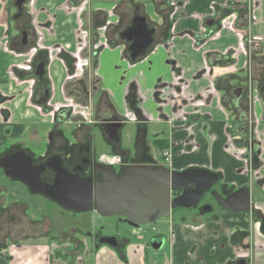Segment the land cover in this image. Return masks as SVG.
<instances>
[{
  "label": "crops",
  "instance_id": "crops-1",
  "mask_svg": "<svg viewBox=\"0 0 264 264\" xmlns=\"http://www.w3.org/2000/svg\"><path fill=\"white\" fill-rule=\"evenodd\" d=\"M168 2L176 4L172 34L157 37L155 46L132 62L126 43L109 35V28L106 30V43L94 33L99 42L92 43L94 50L88 47L85 51L87 39L80 34L76 46L74 38L78 23L74 9L67 8L65 0L60 5L54 0H37L38 20H48L49 27H53L51 31L50 28H42V39L46 40L42 43L51 48L55 56L50 68L57 62L64 72L52 81L54 100L65 103L71 99H67L66 91L69 86L74 88L72 77L67 73L73 62L71 56H79L82 61L83 51L88 59L90 54L94 55L91 58L95 63V85L100 88L102 84V97L108 104H90L88 99L85 100L86 94L79 93L76 95L79 109H98L99 115L105 108L111 112L109 104L112 108L114 106L123 116L120 132L125 125L135 127L132 146L145 149L152 144L154 154L159 148L160 165L170 170L204 168L218 174L216 185L224 187L227 194L248 188L250 210L235 212L219 205L206 212L177 208L167 215L166 221L153 220L152 230L143 229L144 233L136 236L137 241L129 236L128 245L118 251L106 244L96 248L85 241L82 244L71 240L54 243L63 238L45 239L28 235L27 206L18 199L16 185L9 183L6 186L2 182L0 209H6L0 214V234L2 232V238H5L0 246V264H89L90 258L92 264H236L237 259H245L246 264H264V232L261 229L264 221V103L257 90L250 96L247 92L249 82L252 81L251 87L256 84L251 79L264 72V63H258L264 60V53L261 54L264 49V0ZM211 3L216 5L217 16L235 11L242 21L247 19L246 25H239V30L246 37L255 39L251 41L249 38L246 42L248 52H241L229 69L212 66L210 62L221 56L225 64L227 61L223 57L226 58L231 50L235 49L237 55L240 53L235 33L223 29L216 39H196L203 19L211 15ZM115 4L118 5L116 13L120 3H111L109 7ZM90 8L94 18L96 10H105L98 5ZM99 13L101 19L96 18L102 20L104 14ZM68 17H71L70 22ZM113 20L115 22V16ZM72 21L75 26L68 30L66 23ZM103 24H97L95 31ZM4 38L0 29V80H7V83L0 82V95L10 96L0 103V153L9 145L40 143L42 131L51 122L50 116L42 114L30 101L27 84L10 76L8 68L23 62V59L2 50ZM165 42L168 47H165ZM55 46L70 63L60 60ZM116 64L120 70L113 67ZM236 86H241L244 94L247 92V105H250L247 111L242 110L240 103L231 95ZM225 101L236 112V117L229 115ZM3 111L8 114H3ZM162 128L168 130L166 138L160 137L164 134ZM148 129L153 139H147ZM122 134L126 143L130 133ZM32 139L35 141H29ZM136 229H131L132 234H137ZM157 250H161L162 260L156 262L149 252Z\"/></svg>",
  "mask_w": 264,
  "mask_h": 264
},
{
  "label": "flooded vegetation",
  "instance_id": "flooded-vegetation-1",
  "mask_svg": "<svg viewBox=\"0 0 264 264\" xmlns=\"http://www.w3.org/2000/svg\"><path fill=\"white\" fill-rule=\"evenodd\" d=\"M75 1L77 0H70V2L69 0H67L65 1V4L67 8L71 10L74 9L75 17L78 23V35H81L80 29H86L88 32V29L92 26V10L90 8L91 5H88V0H82L79 4H75ZM36 2L37 0H0V29H2L3 36L5 37V41L2 44L1 48L5 53H9L15 57L19 56L23 59V62L19 64H12L8 68V72L15 81L25 82L27 84L30 101H32L36 105V107L42 114L49 115L51 122L48 123L45 130L42 131V141L40 143L34 142L30 143L27 146L9 145L6 147L7 149L5 151L0 153V161L1 158L7 155H12L22 151L25 155L31 157L32 163L35 166L41 168L38 176L41 181L48 184L52 183L56 177V172L54 171L53 167L57 165V163L60 164L69 173L76 175L79 178H91L93 180L102 179V170H105V168H109L112 173L117 176L126 166L138 164H144L148 166L160 165L161 160H157L154 153H147L148 151H146L143 146L131 145L132 148L130 149L127 145L124 144V135L120 132L123 125V116L117 112L114 106L112 108V105L110 104L108 105V107L109 110L111 109V112H108V109L105 108L100 111L99 115H97L98 109H91L90 124H92L93 128L95 129L87 127L84 128V130L86 131L82 133L78 132L81 129V123L77 120L78 118H80V112L77 111L79 109L77 107V104L79 103L76 100V95H79V93H85L86 95L84 94V97L86 100L91 93V89L95 88V85L93 84L87 90L86 87L88 88V86L86 84V80H91V78H83V76L88 74L89 70L91 69L88 63H83V59L82 61H80L79 56H71L73 62L72 65L68 66L67 69L68 76L72 77L71 82L74 83V88L68 89L67 91V94L71 99H69L65 103H63V101L60 102L59 100H54L55 94L54 90L52 89V79L49 72L50 64L52 63L53 57L55 56L52 55L51 48L46 47L42 44V28H50L47 27L49 26V21L47 20L43 24L42 22L38 24L39 20L36 13ZM120 3H122L121 5L123 6V8L120 12L116 11L115 15L113 13V10L116 9V7L118 6L117 4L103 11H101L100 9L96 10V13L101 12L104 14L101 22L107 23L106 30L108 31L109 28V35L112 34L118 39L124 41L127 45V48L131 44L132 40H126L122 37V34L125 35L129 27L133 26V24L136 22L134 21L135 18L144 17L145 21L147 22V29L153 30V42L147 47V51L155 46V40L157 39V37H159L160 35L169 36L170 33L172 34L174 25L173 15L176 9L175 3L167 2V0H153V16L146 14L144 7L135 0H121ZM11 8L13 10H11ZM209 10L211 12V15H208L203 19L201 30L196 36V39L198 41L206 39H216L218 38L220 31L223 29L231 31L232 29L230 28H233V33L235 32L237 35L238 33L243 34L239 30V25H241L242 27L246 25L247 19H243L242 21L238 13L235 11H230L227 14L217 16L216 5L213 3L209 5ZM83 14L87 15V20L82 17ZM123 14L126 15V18H124ZM113 16L116 17L115 22L113 20ZM227 16H230V18L232 19L230 28H226V26L222 25V22L226 19ZM109 19L112 20L110 21ZM210 20L211 23L206 24V21L209 22ZM113 23H115V25H112ZM109 25L112 26L110 27ZM248 38L249 37H246L245 34L241 40L245 48V53V45ZM164 45L165 47H168V43L165 42ZM55 49H57L59 51L58 53L60 54L56 55L60 57V60L62 62H64L63 52H61L59 50L60 48H57V46H55ZM127 52L129 53V56L130 52L128 50ZM219 57L221 56L215 58L216 61L214 60V62H210V65H219L222 68L229 69L233 66V63L237 61V57L234 55L233 50L230 51L226 58L223 57V59L227 61L225 64H223L224 60L222 61V57ZM171 64H174V62H171ZM94 65L93 67L91 65L92 70L94 68ZM77 76L80 78H77ZM0 82L7 83V80L3 79L0 80ZM251 82H249L250 85ZM237 88H241V92L238 96L234 93ZM63 94L65 96V91ZM231 95L235 97L234 99L237 100L241 106L244 105V108H247L248 99L246 97V94H244L243 88L241 86H236L235 88H233L231 91ZM8 99H10V96L6 98L4 96L1 97L0 95V103L7 101ZM105 103L108 104V101H105ZM241 109L244 110L243 108ZM3 114H8V112L3 111ZM113 117H117L118 121L121 123L120 127L116 128L114 135L112 131L113 125L111 124L112 122H114V120L112 119ZM73 118H75V120H73ZM29 141L35 140L32 139ZM101 149L103 150V154H107L108 156L113 155L117 158V161L114 164L103 161V159H101L100 157V154L102 152H99L101 151ZM0 173L5 178L10 179L11 181H18L11 179L4 173V168L1 163ZM1 178L2 177H0V180ZM18 182L22 183L20 181ZM24 186L29 191L28 187L26 185ZM190 186L192 188L194 187V185ZM213 191L225 197L226 195H224V193H226L227 190L224 189V187L219 188L215 184L210 187V189L204 190L202 192L195 207H191L188 209H196L201 212H206L204 210L205 207L209 206L211 208L213 204L218 206L215 197L212 195ZM171 193L174 197L177 195H181L183 191L182 189H180ZM5 195H7L6 192ZM4 209L6 208L2 207L0 209V214ZM1 219L2 218H0V220ZM119 220L121 222H124L123 217ZM5 224L7 226L8 223ZM51 229L52 224L47 217L41 218L40 220L36 221L28 220L26 222V233L28 235L31 234L33 236L45 239L51 238ZM130 229L132 228L130 227ZM2 235L3 234L1 232L0 246L5 241V238H2ZM82 236L83 239L81 238ZM103 236H116L118 243L116 249L118 251L125 248L129 242L128 235L120 234L117 231L104 232L102 230L96 231L92 228H87L81 231V229L75 227V229L71 228L67 231L59 232L55 237H61L63 239H61V241L56 240L54 241V243H65L67 242V240H84L86 242H89V244L94 247L96 242Z\"/></svg>",
  "mask_w": 264,
  "mask_h": 264
},
{
  "label": "water",
  "instance_id": "water-1",
  "mask_svg": "<svg viewBox=\"0 0 264 264\" xmlns=\"http://www.w3.org/2000/svg\"><path fill=\"white\" fill-rule=\"evenodd\" d=\"M132 27L122 37L132 40L128 47L129 59L134 62L145 56L152 44L153 30L147 29L144 17L135 18ZM211 20L206 24H210ZM164 87V86H163ZM241 88L234 93L238 96ZM158 94V92H156ZM113 135L121 123L112 118ZM4 173L11 179L26 185L33 194H41L64 209L76 212L94 210L103 217L117 215L132 229L167 216L177 208L195 207L204 190L210 189L218 180V174L204 168H187L183 171L170 170L162 165H130L116 176L109 168L103 171L102 179L79 178L69 173L60 164L55 165L56 177L48 184L40 180V167L32 163L31 157L20 151L1 158ZM190 185H194L192 188ZM182 189L181 195L171 192ZM217 204L235 212H248L250 199L248 188H240L225 197L212 192ZM209 211L210 207H205ZM264 232V222L261 224ZM117 247L116 236H103L95 244ZM122 256V254H121ZM236 264H246L245 259H237Z\"/></svg>",
  "mask_w": 264,
  "mask_h": 264
},
{
  "label": "rangeland",
  "instance_id": "rangeland-1",
  "mask_svg": "<svg viewBox=\"0 0 264 264\" xmlns=\"http://www.w3.org/2000/svg\"><path fill=\"white\" fill-rule=\"evenodd\" d=\"M44 1H47V0H44ZM54 1H55L56 4L60 5L62 0H54ZM65 1H67V0H65ZM81 1L82 0H77L74 3L75 4L76 3L79 4ZM135 1L138 2L139 4H141L144 7L146 14H148L150 16H153V13H154L153 0H135ZM69 2H70V0H69ZM120 2H121V0H88V5L89 6L90 5H93V6L94 5L95 6L98 5L99 7L103 8V9H106L107 7L110 6L111 3H120ZM167 2H168V0H167ZM121 4L122 3L119 4V8H120L119 12L123 8V6ZM11 10H13V9L11 8ZM38 12H39V10H37V8H36L37 15H38ZM113 13H115V9L113 10ZM47 14H48V11H47ZM94 16H95V18L94 17L92 18V21H93L94 24L91 26L90 29H88V35L86 37V39H87L86 40V47L84 48L85 51H87L88 47L91 48V50H94V48L92 47V43L93 42L99 43L97 38H96V36H95L96 31H95L94 28L99 23L103 24V22H101V20L98 19V18L101 19L100 13H97ZM96 16L98 18H96ZM82 17L85 20H87V18H86L87 15L86 14H83ZM124 18H126V15H124ZM70 19H71V17L67 18V20L69 22H70ZM109 20L111 21L112 19H109ZM39 23H40V21L38 22V24ZM43 23L44 22H42V24ZM66 25H67L68 30H70L71 27L75 26L73 21L71 23H66ZM112 25H115V23H113ZM47 27H49V26H47ZM75 28L76 29H75L74 43L77 46L78 42H79V36L80 35H78L77 27H75ZM52 29H53V27H52ZM52 29H51V25H50V31ZM105 35H106V32H105ZM94 36H95V38L92 39V37H94ZM236 36H237L238 42L240 44V37L237 34H236ZM249 38H250L251 41L255 40L252 37H249ZM91 39L93 41H91ZM42 41H46V40L42 39ZM257 41H259V40H257ZM42 44H44V43H42ZM245 47H246V52H248L246 45H245ZM238 48L240 49V45H239ZM241 52H243V51L240 49V53L237 55V52L234 49V55L237 58L240 56ZM263 53H264V49H263V51H261V54H263ZM242 55H243V53H242ZM93 56L94 55L90 54L89 55V59H88V57L85 56L84 51H83V54H82L83 63L84 62L88 63L89 66H90V69H91V70H89L88 74L83 76V78L84 77H87L89 79L91 78V80H86V84L88 86V88L86 87L87 90L90 88L91 85H93V84L95 85V78H96V76L94 74L95 73V66H94V68L92 70V67H93V65L95 63L93 61V58H91ZM18 61H20V60H18ZM57 64L58 63L55 62L51 66L50 72H49L51 74L52 78H53L52 79L53 82H54V80L59 78L62 74H64L63 69L60 67V65L57 66ZM91 65H92V67H91ZM117 65L118 64L114 65L113 67L116 70H120L119 66H118V69H117V67H116ZM252 68L254 69V67L251 65V70H253ZM77 78H80V77L77 76ZM68 89H70V86L67 87L66 91ZM102 89H103L102 84L100 85V88L95 85V88L91 89V93L88 96V101H89L90 104H96V103H100L101 105L105 104V100L102 97V92H101ZM255 90H257V87L254 88V84L251 87V85L248 83V86H247L248 95L250 96V94L253 93ZM69 98H70V96H67V99H69ZM224 104L229 109L228 110L229 111L228 112L229 115H235V117H236L237 115H236V112L233 110V108L230 107V105L228 103H226V101L224 102ZM242 108L244 110L246 109L245 111H247V110H249L250 105L248 104L247 108H244V105H242ZM76 110H77V108H76ZM77 111L80 112V118H78L77 120L81 123V125H80L81 129L78 132L82 133V132L86 131V130H84V128H87V127L91 128V129H95V128H93L92 125H88V124H90V121H91V115H90V111L91 110L89 108H80ZM73 120H75V118H73ZM156 129H158V128H156ZM162 129H163L162 133H164V134H161L160 137H165L166 138V134H167L168 130L166 128H162ZM134 131H135V127L132 126V125H129V126L125 125V127L122 128V133H126V132L130 133L129 134L130 136L127 139L128 141L126 143H125V136H123L124 137V144L127 145L128 147H130V149L132 148V146H131L132 145V138H133L132 133H134ZM148 132H149V135L147 136V139L148 140L153 139V136L151 134L152 133L151 130L148 129ZM157 133H158V131H157ZM145 147H146L145 148L146 151H147V148H150V150H148L147 153L153 154L154 151L152 150V144H148ZM102 151L103 150L101 149V151H99V152L101 153ZM155 156H156L157 160H161V152H160L159 148L156 149ZM167 156H168V153H167ZM100 157H101V159H106L107 157L111 159L114 156L113 155L108 156L107 154H103V152H102L100 154ZM164 159H166V158H164ZM0 177H2L1 180H0V185L2 184V182H5L6 186H8L9 183H11V184L13 183L14 185H16V187H17V194L16 195H17L18 199L21 201V203H23V204H25L27 206L26 215L28 216L29 221L30 220L31 221L40 220L41 218H44V217H47L50 220V223L52 224V229H51V234L50 235L52 237L58 235L59 232H62V231L64 232V231H67L68 229H71V228L75 229V227H77L78 229H81V231L85 230L87 228H92V229H94L96 231H101L102 230L104 232H115V231H117L120 234H126L128 236H131L134 241H137L138 237H136V236L137 235L139 236L140 234H143L144 233L143 229H144V231L147 230L149 232L152 230V227H153L152 223L155 220H157V219L159 220L160 219V220H165L166 221L167 218H168V216H164V217H161V218H157V219H155L154 221H152L150 223L141 225L140 228H139L140 230L136 229L137 234H136V232H135V234H132L130 227L126 223L121 222L119 220V216H117V215L110 216V217H103V216L99 215L97 212H95L94 210H89V211H86V212H76V211H72V210H67V209L62 208L61 206H59L58 204H56L55 202L51 201L50 199H48L46 197H43V196H41L39 194L30 193L27 190V188L22 183H19L18 181H16V182L15 181H11L10 179L5 178L1 173H0ZM212 206H216V205L213 204ZM34 237H36V236H34ZM81 238L83 239V236ZM83 241L84 240H79V242H80L79 244H82ZM75 242H77V241H75ZM166 249H167V246H166ZM154 252L155 251H150L149 252V256L152 258V260H154L156 262L162 260V252H161V250H157V252H155V253ZM91 260L92 259L90 258L89 264H92Z\"/></svg>",
  "mask_w": 264,
  "mask_h": 264
},
{
  "label": "built area",
  "instance_id": "built-area-1",
  "mask_svg": "<svg viewBox=\"0 0 264 264\" xmlns=\"http://www.w3.org/2000/svg\"><path fill=\"white\" fill-rule=\"evenodd\" d=\"M233 15V14H232ZM231 18L230 16H227L226 19L222 22V25L223 26H226V27H231ZM106 28H107V23L101 25L100 27H98L96 29V35L98 36L99 40H101L102 42L106 43V39H105V32H106ZM233 30V28H230ZM80 32H81V35H83L84 38L87 37L88 35V32L86 29H80ZM239 37H240V48L243 52H245V48H244V45L242 44L241 40L243 38V36L245 35L244 33L241 34V33H238ZM249 41V38L248 40ZM256 87V86H255ZM103 161H106L110 164H114L116 161H117V158L116 157H112L111 159L110 158H106V159H103ZM163 264H172V263H163Z\"/></svg>",
  "mask_w": 264,
  "mask_h": 264
},
{
  "label": "trees",
  "instance_id": "trees-1",
  "mask_svg": "<svg viewBox=\"0 0 264 264\" xmlns=\"http://www.w3.org/2000/svg\"><path fill=\"white\" fill-rule=\"evenodd\" d=\"M65 61H68V59H65ZM68 62L70 63V61ZM258 63L259 65H262L264 63V60H260ZM252 80L256 83L255 86L257 87V91L264 103V72L259 73L257 75V78Z\"/></svg>",
  "mask_w": 264,
  "mask_h": 264
}]
</instances>
